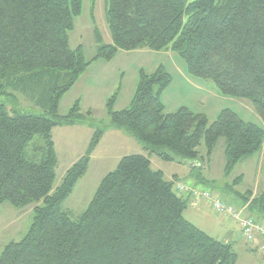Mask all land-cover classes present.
Returning <instances> with one entry per match:
<instances>
[{
  "label": "trees",
  "instance_id": "16d2710c",
  "mask_svg": "<svg viewBox=\"0 0 264 264\" xmlns=\"http://www.w3.org/2000/svg\"><path fill=\"white\" fill-rule=\"evenodd\" d=\"M90 3L93 13L95 0ZM83 7L84 0H0V97L18 105L15 93H23L44 111L11 112L0 104V214L4 204L36 205L28 233L4 248L0 264H238L231 245L186 219L190 201L152 168L150 157L121 159L74 220L63 204L88 172L108 127L96 129L85 156L58 188L53 131L95 126L79 101L61 116L63 98L94 62L143 49L176 53L190 76L212 81L225 97L249 101L264 125V0H109L112 44H102L96 29L92 60L83 46L70 43ZM172 83L164 66L153 74L141 70L130 109L115 110L118 94L109 99L110 127L164 162L197 160L202 142L212 157L225 139V178L261 153L264 126L231 109L213 123L185 107L166 113L161 97ZM229 190L230 204L246 206L247 216L264 223V192L251 200L253 191Z\"/></svg>",
  "mask_w": 264,
  "mask_h": 264
},
{
  "label": "rangeland",
  "instance_id": "374dc122",
  "mask_svg": "<svg viewBox=\"0 0 264 264\" xmlns=\"http://www.w3.org/2000/svg\"><path fill=\"white\" fill-rule=\"evenodd\" d=\"M108 1L95 0V8L92 13L90 0H84L82 15L76 18L75 29L70 34L71 47L76 49L83 46L88 60H92L97 54L99 44L95 34L96 29L102 44H112V36L107 21ZM194 1L196 0H188V3ZM160 66H164L176 82L170 87H174L173 91L165 92L168 111L185 107L195 113L206 114L210 123H213L219 112L231 109L238 113L242 119L264 126L249 101L225 97L212 81L190 76L185 62L176 53L172 51L169 53L166 51L153 52L147 49L125 52L118 57L116 56L110 69L105 73V77H110L105 83L94 84L95 79L93 80L91 74L83 77L63 98L60 114L66 116L80 99V107L85 117L92 120L98 128H105L111 124L107 111L109 99L118 94L115 110L130 109V101L134 95L133 90L136 81L138 82L139 70L153 74ZM182 69L186 70L187 75L192 77L193 81L205 84L206 92L199 93L186 85L178 84V70L181 71ZM15 96L18 105L12 104L5 96L0 97V104L6 105L11 112L17 109L21 113L44 114L37 102L28 98L27 95L15 93ZM168 111L166 113H169ZM89 112L92 113L90 116L87 115ZM54 130L53 137L59 158L55 183V188H58L68 171L67 169L85 156L88 144L83 137L77 139L78 136L67 134L61 129L55 128ZM118 136L120 139L107 137L101 146L97 147L98 149L91 157L88 172L80 179L72 195L63 204V210L70 213L74 220H77L87 210L102 180L118 168L121 159L132 155L150 157L153 161L152 168L156 171L164 170L167 180H170L173 175L179 177L180 180H173L175 190L177 183L184 184L189 188L213 192L226 203H230L229 200L232 195L228 194V187L231 188L229 191L236 195H245L248 191H253L251 200L264 192V147L260 154L252 157L253 159L243 160L233 174L229 178H225V139L219 141L212 157H208L206 145L202 142L198 148V158L193 161L195 167L190 168L186 162H164L156 154L147 151L133 138L124 134ZM239 178L242 180L235 185V180ZM210 181L214 183L212 184ZM183 195L188 194H181V196ZM206 204L204 205V217L212 225L211 230L207 229L209 235L224 244L231 245L232 250L239 257L238 264H264L262 255L252 254L250 256L247 248L249 245L243 239L238 240L236 223L228 216L217 214L208 201ZM35 206L34 204L23 209H16L9 204H4L1 207L0 256L9 243L20 242L28 233L34 221ZM247 214L249 215L248 208Z\"/></svg>",
  "mask_w": 264,
  "mask_h": 264
},
{
  "label": "crops",
  "instance_id": "0c3cea01",
  "mask_svg": "<svg viewBox=\"0 0 264 264\" xmlns=\"http://www.w3.org/2000/svg\"><path fill=\"white\" fill-rule=\"evenodd\" d=\"M170 51H166V53H169ZM121 53H125V52H120L117 57L121 54ZM115 61V59L113 60ZM112 62H105V61H97V62H94L90 68L87 70V72L80 78L79 81H81L83 79V77H86L87 75H90L93 77V80H94V84H98L100 82V84L102 83H105L107 80H109V78H107V76L105 77V73L107 72V70L110 69V66L111 64L113 63ZM139 73H140V70H139ZM139 73H138V76H139ZM173 77V76H172ZM138 80H139V77H138ZM79 81L77 83H79ZM176 83L174 82V79H173V83L172 85ZM177 83L178 84H182V85H186L187 87H189L191 90H195L199 93H204L206 92V90L204 89L206 86L205 84H201L200 82H195L193 81L192 77H190L189 75H187L186 73V70L185 69H182L181 71L178 70V76H177ZM137 84L138 82L136 81V84H135V87H134V90H133V97H131V103L133 102V99H134V96H135V92H136V88H137ZM105 85V84H104ZM171 85V86H172ZM170 86V87H171ZM168 88V93L170 91H173L174 87L172 88ZM165 91V92H166ZM165 92L164 94L162 95L161 97V101L166 109V111H168V106H167V103H166V99H165ZM80 99H78L79 101ZM80 102V101H79ZM118 110V109H116ZM177 110L179 109H176V110H170L168 111L169 113H174L176 112ZM200 114H203L206 116V114L204 113H200ZM220 114V112H219ZM218 114V115H219ZM217 115V117H218ZM106 127H108L105 135L103 136L102 138V141L100 142V145L98 146V148L101 146L102 142L107 138V137H116L117 139H120L118 135H123L124 133L121 132V131H118L116 129H113L110 127V125H107ZM57 129H61V131H65V133L67 134H70V135H75V136H78L77 139H79V137H83L84 139H86V144H88V147L91 143V140L94 136V133L96 131V129H99L96 125L95 126H90V125H77V126H65V127H58ZM55 131V130H54ZM53 131V133H54ZM120 133V134H119ZM123 133V134H122ZM126 135V134H124ZM54 136V135H53ZM127 136V135H126ZM123 137V136H122ZM56 145V143H55ZM97 148V149H98ZM96 149V150H97ZM58 157V155H57ZM254 158V157H253ZM253 158H250V159H253ZM59 159V158H58ZM151 160V158H150ZM151 163L153 165V161L151 160ZM58 164H59V160H58ZM190 168H192L191 166H189ZM57 168H58V165H57ZM71 167H69L67 170H69ZM158 171H162L165 175V178H166V173L164 172V170L160 169ZM174 179L176 180H180L179 177L177 176H174L172 178H170V180L168 181H173ZM167 180V179H166ZM180 196V195H179ZM183 197L184 199H187L190 201V206L188 208V210L186 211L187 214L185 215L186 219L188 221H190L192 224H194L196 227L200 228L201 230H203L204 232L208 233L207 229L208 230H211L212 229V225L209 224V222L206 220V218L204 217L205 216V212H204V205H207V201L205 200H200V201H197L195 202L193 199L190 198V195H183L181 196ZM209 203V202H208ZM211 205V204H210ZM36 207V206H35ZM34 207V208H35ZM237 225V224H236ZM204 226V227H203ZM237 228H238V234L241 233V230L239 228V226L237 225ZM209 234V233H208ZM243 239V238H242ZM248 248V251H249V255L251 256L252 254H258V255H262L257 246H247ZM263 256V255H262ZM264 257V256H263ZM239 258V257H238ZM238 263H239V260H238Z\"/></svg>",
  "mask_w": 264,
  "mask_h": 264
},
{
  "label": "built area",
  "instance_id": "2783aa9c",
  "mask_svg": "<svg viewBox=\"0 0 264 264\" xmlns=\"http://www.w3.org/2000/svg\"><path fill=\"white\" fill-rule=\"evenodd\" d=\"M176 191L180 195H190L195 202L200 200L208 201L217 214L231 218L240 227L246 243L250 246H257L259 252L264 256V223L247 216L246 206L241 208L235 207L230 203L224 202L221 198L213 194V192L189 188L180 183H177Z\"/></svg>",
  "mask_w": 264,
  "mask_h": 264
},
{
  "label": "water",
  "instance_id": "95a60500",
  "mask_svg": "<svg viewBox=\"0 0 264 264\" xmlns=\"http://www.w3.org/2000/svg\"><path fill=\"white\" fill-rule=\"evenodd\" d=\"M187 165L191 166L192 168H194V164L192 161H185ZM238 235V240L242 239V233L237 234Z\"/></svg>",
  "mask_w": 264,
  "mask_h": 264
}]
</instances>
